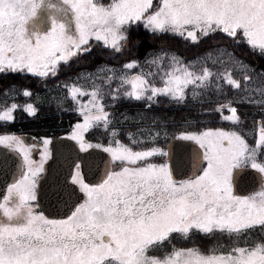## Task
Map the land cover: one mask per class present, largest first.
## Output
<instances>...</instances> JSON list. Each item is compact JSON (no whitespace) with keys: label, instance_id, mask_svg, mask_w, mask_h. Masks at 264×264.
Instances as JSON below:
<instances>
[{"label":"snow or ice","instance_id":"snow-or-ice-1","mask_svg":"<svg viewBox=\"0 0 264 264\" xmlns=\"http://www.w3.org/2000/svg\"><path fill=\"white\" fill-rule=\"evenodd\" d=\"M44 3L0 0V74L55 77L61 65L67 66L73 58L90 52L92 41L119 53L133 25L194 44L219 32L264 57V0H62L61 5H47L57 14L49 15L46 28L38 23V10ZM208 61L225 67L213 72ZM145 63L158 71L141 69L129 74V70L140 67L139 61L133 60L124 63L119 72L102 65L96 73L81 74L77 79L101 80L90 90L75 83L65 85L76 113L83 118L70 134L81 151L101 147L89 143L84 133L99 127L108 130L112 114L106 111L104 85L113 80L118 81L117 88L107 93L113 101L123 90L124 98L146 100L148 108L158 97L184 103L189 95L196 98L215 81L218 95L225 87L240 94L209 110L219 113L222 121L242 125L245 117L239 111L241 104L261 106L264 113V70L258 71L227 49L209 51L187 64L175 53L162 50L146 58ZM197 64L202 66L197 68ZM104 72L110 75L105 78ZM234 72L241 73L242 78H234ZM12 91L14 85L4 89L5 94ZM22 95L31 97L32 92L25 89ZM78 97L89 99L81 102ZM18 107L12 103L0 110V122L14 121ZM23 110L29 116L37 114L32 103ZM253 124L254 143L240 131L220 127L181 131L176 139L194 141L203 150L197 154L194 168L206 165L200 174L182 181L174 178L167 162H148L155 156L167 157L164 149L152 146L134 150L115 140V147L110 143L104 151L113 163L120 164L119 169L107 171L101 183L89 185L77 165L72 181L87 198L67 219L59 220L38 212L34 203L40 177L52 155L51 139L42 140L37 161L33 159L35 145L26 144L22 136L0 134V146L21 159L18 178L0 199V264H264V240L248 243L241 239L257 229L264 236V184L260 191L247 196L237 195L233 186L234 172L248 166L264 179V162H258L264 149V115ZM111 135H117L115 130ZM193 233L227 235L230 246L226 251H220L222 245L203 251L199 246L171 244L174 234L187 240ZM166 242L170 251L163 250Z\"/></svg>","mask_w":264,"mask_h":264},{"label":"trees","instance_id":"trees-1","mask_svg":"<svg viewBox=\"0 0 264 264\" xmlns=\"http://www.w3.org/2000/svg\"><path fill=\"white\" fill-rule=\"evenodd\" d=\"M127 41L128 45L125 48V52L122 50L119 53H114L111 56H106L105 48L95 47L94 51H91L89 54H83L82 56H77L73 58L67 66L61 65L60 71L55 77L48 78H39L34 77L31 74L24 73H9L7 75L0 74V105L4 100L3 96L8 95L9 93H16L19 95L21 88L28 89L32 93L44 91L49 82L54 81H63L72 76H78L87 70L94 69V64L90 63L97 59L103 60L104 63L116 65L120 67L123 63L129 60H141L145 58L150 52L156 49H163L165 51H173L178 54L184 62L191 60L193 58L204 56L206 52L214 50L216 47L221 46L225 47L227 50L234 52V54L245 62L250 64L257 70H264V57L259 56L258 54L250 51L246 44L237 45L230 38H228L223 33H214L208 37H205L200 40L202 43L194 44L191 41L184 40L178 36L171 34H153L149 30L145 29L142 25H133L127 30ZM122 48H123V42ZM101 45V44H100ZM124 49V48H123ZM107 60V61H105ZM90 63L92 66H87V63ZM209 65V64H207ZM220 68H218L219 70ZM222 70V69H220ZM234 78L241 79L238 74L233 73ZM10 85L15 86V91L5 94L4 89L9 88ZM115 82H111L110 89L107 93H110L112 90L117 88ZM123 90H121L122 92ZM210 97L216 95V90L214 86L206 90ZM231 93L232 90L229 88H224L223 94H221V99L224 96V93ZM106 93L104 103L106 109L111 111V125H117L118 131L117 135L113 137L112 132L105 131L102 127L93 128L92 130L85 133V137L90 143H96L99 145L106 144L109 140L115 145V140H119L123 144H127L134 149L149 148L152 146L150 142L131 144L124 132L132 128L130 121L123 123H118L117 115L120 114L123 109H130L141 107L148 102L137 101L126 99L120 95L119 99L115 101L112 100L111 96ZM12 99L8 96L7 100ZM15 100V99H13ZM19 100V99H18ZM12 101V100H11ZM205 102H208L204 104ZM201 102V105L194 102L191 99H186L184 103H176L173 100H170L166 97H158L157 102L151 106V108H145L143 111L148 112L151 115H157L163 122H165L167 128H169L168 136L165 140H157L156 144H159L160 147H164L165 141L171 137L174 138L178 136V132L181 130V126L186 122L187 131H199L207 127H220L223 129L237 130L242 134H246L242 129H247L253 127V121L255 116H262L264 113L256 112L255 114L250 109L248 104L239 105V111L245 117V121L240 126H233L230 122H225L220 119V114L211 112L209 110L214 109L213 106L215 102L207 100ZM34 106L37 108V114L35 116L25 115L22 111L19 115V119H14L12 122H0V133L8 134L11 130H17L22 132H42L45 133V130L50 131V135H59V134H70L72 127L75 124V121L79 119V115L72 111V107L58 108L55 107L52 103H47L43 101H35ZM133 109L132 111H134ZM118 123V124H117ZM246 139L250 143H254L255 136L246 134ZM165 162V158H161ZM258 162H264V155L261 152ZM246 239L248 243L255 241L264 240V236L260 234V230H253L248 233L245 237L241 238ZM171 244H174L176 247H192L199 246L203 251H208V249L214 245H222L220 251H226L230 246V238L227 235H221L219 233L212 236H203L198 233H193L187 240L181 237L178 234H174L171 238ZM243 246V245H241ZM163 250L170 251L171 247L166 242L163 246Z\"/></svg>","mask_w":264,"mask_h":264},{"label":"water","instance_id":"water-1","mask_svg":"<svg viewBox=\"0 0 264 264\" xmlns=\"http://www.w3.org/2000/svg\"><path fill=\"white\" fill-rule=\"evenodd\" d=\"M26 144H37L38 141L29 134H20ZM51 158L45 164V171L37 187L36 207L48 218H63L69 215L76 205L83 200V194L76 184L70 181L74 164L79 161L83 178L88 184H98L109 171L108 154L100 148H90L80 152L74 140L68 136L51 138ZM166 157L174 178L179 181L195 175L194 168L198 153L202 152L193 141L170 139L165 144ZM21 159L17 153L0 146V199L5 187L18 178ZM264 184L262 175L251 167L241 168L234 172L233 186L237 195L247 196L254 193Z\"/></svg>","mask_w":264,"mask_h":264},{"label":"rangeland","instance_id":"rangeland-1","mask_svg":"<svg viewBox=\"0 0 264 264\" xmlns=\"http://www.w3.org/2000/svg\"><path fill=\"white\" fill-rule=\"evenodd\" d=\"M45 17H46V15L43 16L44 19H45ZM42 26H44L46 28L47 27V22L42 23ZM122 42H123V48H124V49L122 48V52H125V48L127 47L128 43H127V41H122ZM197 44L201 45L202 43L199 42ZM216 49H226V48L218 46L212 51L215 52ZM162 50L163 49H156V50L150 52L145 58H143L141 60H138L139 63H140V67L129 70V74H136V73L140 72L141 69H143L145 72H149V71L157 72L158 70L154 66H150V65L145 63V59L146 58H150L153 53H159ZM163 51H165V50H163ZM166 52L175 53L173 51H166ZM176 55L179 56L178 54H176ZM236 57H238V56H236ZM197 58H193V59L188 60V61H186L184 63L187 64L189 61H195ZM238 58H240V57H238ZM213 59H215V55H214ZM130 61H133V60H129L127 62H130ZM127 62H125V63H127ZM123 64L120 67H117L116 65H112V64H102V63H100V59H98V63L96 65V67H94V69L84 71L81 74L96 73V70L102 65L103 66H107L108 68H114V69H116L119 72V70L122 68ZM165 64H167V59L165 60ZM207 64H209L207 66L209 68H211L213 70V72L222 71L223 68L225 67V66L221 65L219 62L214 64L211 61H208ZM201 66L202 65L197 64V68H199ZM218 68H220L222 70H220V69L218 70ZM234 73L238 74L242 78V74L241 73H239V72H234ZM81 74H79L78 76H72V77H70L68 79H65L63 81L49 82L44 91L34 92V93H32L31 97H25V96L22 95L23 90H25L24 88H21V90L19 91V95L18 96H17L16 93H12V94L9 93L8 95L3 96L4 100L1 102L0 110H3L6 107H10L12 103H16L19 107L15 110L14 116H15L16 119H19V115L21 114V116H22L21 111L25 115H28L23 110L24 107L27 104H29V103L34 104L35 101L39 100V101H43V102H47V103H52L55 107H58L60 109L66 108V107H72V111L74 113H76V111H75L76 105L69 98L68 91L65 88V85L66 84L67 85H71V84L75 83L78 86L83 87L85 90H90L94 83H101L100 79H96V80H93L91 78L77 79L78 77L81 76ZM108 75H110V73H108V72H104L103 73V77H105V78ZM112 82H115L116 84H118V81H116V80H113ZM156 83L159 85V83H160L159 79L156 80ZM242 83H243V81H242ZM214 84H215V81H213L212 86H214ZM220 84L224 85V81L221 80ZM104 88H105V92L107 93L109 91V89H110V85L109 84H105ZM214 90H215V87H214ZM229 90H231V89H229ZM239 95H240L239 93H237L236 91L232 90V92L230 94L225 92L224 93L225 97H222V99H221V96H222L221 94L218 95L216 93V95L214 97H210V95L206 91H203L196 98H193L191 95H189L187 98L193 100L196 103H198V105H201L202 104L201 102H205L207 100L213 101V102H215V105L213 106V108H215L219 103H225V102H227V100L232 99L234 97L239 98ZM8 96H10L12 99L7 100ZM13 99H15V100H13ZM78 99L81 100V102H86L89 98L88 97H78ZM206 103H208V102H205L204 104H206ZM146 105L147 104H145V105H143L141 107H138V108H133V109H135L134 111H132L133 109L130 110L128 108L121 110L120 114L117 115V117H118L117 120H118V123H123V122L126 123L127 121H130V124H131L132 128L127 129L124 132V134L127 136V138L129 139L131 144H132V142H131L132 140H136L139 143L150 142V143H152V146L160 147L159 144L155 143V140L156 141L157 140L162 141V140H165L168 136H170L169 133H168L169 128H167L165 122H163L157 115H151L148 112L147 113L144 112L143 110L145 108H148V107H146ZM260 107L261 106L253 105V106H250V109L252 110V112L254 114L256 112L262 113L260 111ZM106 111H109L111 113V111L109 109H106ZM224 114L225 115L228 114L227 110H225ZM111 118H112V116L110 117V120H111ZM259 118H261V116L260 117L259 116H255L254 119H259ZM82 121H83V118L81 116H79V119L75 121V124L78 123V122H82ZM126 124H128V123H126ZM115 126H117V125H115ZM115 126L110 124L107 131L113 132V130H115V132H117L119 129H118V127H115ZM73 128H74V126L72 127L70 134L72 133ZM224 130L228 131L230 129H224ZM242 130H243V132H245L248 135H254L255 136V126H254V124H253V127H249L247 129H242ZM181 131H187L186 130V122H184V125L181 126V130L178 132V135L180 134ZM165 132H167V135H165ZM129 133L132 134L131 139L129 138ZM157 133H159V136L156 139H153V137H155ZM70 134H68V135L70 136ZM84 137H85V133H84ZM169 138H171V137H169ZM110 143H111V145L113 147H115V145L113 144V142H111V140H109L106 144H103V145H100V146H101V148L104 149V148L108 147ZM91 144L95 145L96 143H91ZM160 148H162V147H160ZM134 150H140V149H134ZM261 152H263V155H264V149H262ZM161 158L162 157L155 156V157L149 158L148 162L149 163H154V164L164 163ZM204 166H206V165H202L200 170L198 171V173L195 174V175L200 174V171H202V168ZM111 167H112V170H118L119 167H120V164L112 162V166ZM248 167H250V166H248ZM260 190H261V188L258 191H260ZM85 196H86V194H85ZM86 198H85V200H86ZM84 201H83V203H84Z\"/></svg>","mask_w":264,"mask_h":264},{"label":"flooded vegetation","instance_id":"flooded-vegetation-1","mask_svg":"<svg viewBox=\"0 0 264 264\" xmlns=\"http://www.w3.org/2000/svg\"><path fill=\"white\" fill-rule=\"evenodd\" d=\"M102 2H108V0H102ZM49 3H51V4H55V5H61L62 4V0H45V3H44V6L40 9V10H38V16H39V20H38V23H45V22H47V26H48V24H49V15L50 14H57L56 13V9L55 8H49L47 5L49 4ZM46 15V17H45V19L43 18V16H45ZM59 18H63V15L62 14H59ZM90 44H91V47H92V50L91 51H94L95 50V47H100V48H102L103 46L102 45H99V43L98 42H95V41H92V42H90ZM98 47V48H99ZM107 53H106V56H111L114 52L111 50V49H104ZM90 51V52H91ZM90 52H88V53H85V54H89ZM79 56H82V55H79ZM105 61H107V60H105ZM90 63H93L94 64V66H96L97 65V63H98V59L97 60H95V61H91ZM89 62L87 63V66H92L91 64H90ZM100 63H102V64H108V63H104V61L103 60H100ZM0 134H3V133H0ZM8 134H15V135H18V136H20V134H29V135H31L33 138H35L37 141H38V143L37 144H34V143H31V144H29V145H35L36 146V149H35V151L33 152V159H35V160H37V161H39V158H40V156H39V153H40V151H42V140L44 139V138H49V139H51V138H53V137H56V136H61V135H54V136H52V135H50V131H48V130H45V133H42V132H40V131H38V132H34V131H32V132H22V131H17V130H11ZM85 138V137H84ZM86 140H87V138H85ZM88 141V140H87ZM76 142V141H75ZM89 142V141H88ZM76 145H77V148H78V150L80 151V152H82L81 150H80V148H79V145H78V143L76 142ZM49 148H50V146H49ZM95 148H101V147H95ZM101 149H103V148H101ZM51 150V149H50ZM104 150V149H103ZM108 155H109V157H110V168H109V170H112V161H111V156H110V154L108 153ZM49 161V160H48ZM47 161V162H48ZM77 165H79V173H80V176L83 178V173H82V170H81V167H80V162L79 161H77L75 164H74V166H73V168H72V171H71V175H70V181H72V177H73V175L77 172ZM105 178V177H104ZM83 180H84V178H83ZM73 182V181H72ZM102 182V181H101ZM100 182V183H101ZM84 183H86V184H88L85 180H84ZM11 184V183H10ZM9 185V184H8ZM7 185V186H8ZM77 185V187H78V189L82 192V194H83V200H82V202L80 203V204H82L83 203V201L85 200V198H86V196H85V193L80 189V186L78 185V184H76ZM89 185H96V184H89ZM7 186L5 187V193H6V188H7ZM4 193V194H5ZM2 199V198H1ZM35 203V202H34ZM80 204H78L76 207H78ZM36 206V205H35ZM75 207V208H76ZM38 212H41V211H39L38 209H36ZM75 210V209H74ZM73 210V211H74ZM72 211V212H73ZM71 212V213H72ZM71 213L69 214V215H67L66 217H63V218H49V219H57V220H59V219H67V217H69L70 215H71Z\"/></svg>","mask_w":264,"mask_h":264}]
</instances>
